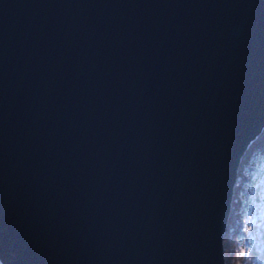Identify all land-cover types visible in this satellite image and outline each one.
Masks as SVG:
<instances>
[{
	"label": "water",
	"instance_id": "obj_1",
	"mask_svg": "<svg viewBox=\"0 0 264 264\" xmlns=\"http://www.w3.org/2000/svg\"><path fill=\"white\" fill-rule=\"evenodd\" d=\"M264 127V0H0V264H225Z\"/></svg>",
	"mask_w": 264,
	"mask_h": 264
},
{
	"label": "trees",
	"instance_id": "obj_2",
	"mask_svg": "<svg viewBox=\"0 0 264 264\" xmlns=\"http://www.w3.org/2000/svg\"><path fill=\"white\" fill-rule=\"evenodd\" d=\"M264 175V127L250 143L240 158L236 181L232 189L229 212L222 236L223 261L225 264H264V255L257 254L255 240L250 237L259 234L254 225L257 210L251 214L249 205L262 202V179ZM264 223V215L260 224ZM264 233H262L263 235ZM264 236V235H263Z\"/></svg>",
	"mask_w": 264,
	"mask_h": 264
},
{
	"label": "rangeland",
	"instance_id": "obj_3",
	"mask_svg": "<svg viewBox=\"0 0 264 264\" xmlns=\"http://www.w3.org/2000/svg\"><path fill=\"white\" fill-rule=\"evenodd\" d=\"M257 178H260V180L264 179V175H262L261 173L256 175ZM262 188V202L258 203L256 206L254 205H249V212L254 213L255 210H257V216L255 217V221H254V225L256 227L257 230H259V234L256 236H251L249 240H251V243L254 242L255 240V250L258 251L257 254H263L264 255V234L262 235V233H264V223L260 224V221L264 215V182L261 186Z\"/></svg>",
	"mask_w": 264,
	"mask_h": 264
}]
</instances>
